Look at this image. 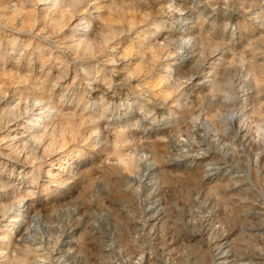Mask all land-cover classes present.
<instances>
[{"label": "rangeland", "instance_id": "obj_1", "mask_svg": "<svg viewBox=\"0 0 264 264\" xmlns=\"http://www.w3.org/2000/svg\"><path fill=\"white\" fill-rule=\"evenodd\" d=\"M66 2L34 0L21 24L15 0H0V190L11 196L0 220L30 202L22 224L2 220L0 236L44 245L69 225L79 231L71 264H213L221 244L226 264H264V3L248 12L252 0ZM117 20L135 25L118 54H150L157 75L191 82L155 99L121 83L126 61L91 59ZM37 113L46 121L32 129ZM11 123L29 136L22 147L5 139ZM90 129L99 133L85 141ZM189 159L195 166L180 163ZM209 164L225 169L211 180ZM39 167L70 174L56 198L65 202L34 194L63 182L40 181ZM156 201L163 214L152 222Z\"/></svg>", "mask_w": 264, "mask_h": 264}, {"label": "clouds", "instance_id": "obj_2", "mask_svg": "<svg viewBox=\"0 0 264 264\" xmlns=\"http://www.w3.org/2000/svg\"><path fill=\"white\" fill-rule=\"evenodd\" d=\"M84 3L85 0H76V3H72L71 0H68V2L64 3L62 6L68 10L73 7L82 6ZM259 3H264V0H252V4L247 8V11L253 12V10L258 7ZM34 8V0H15V3L11 5L13 18L22 24L24 22L22 17L25 15V9L34 11ZM4 10L7 11L8 9ZM35 23L36 21L33 20V24ZM5 26L8 27L10 25ZM134 28L135 25L127 21L117 20L113 25L114 34L105 33L98 43L96 53L90 58L95 60L101 53L112 54L111 58L106 61L110 66H115L126 61L127 65L123 72L121 83L131 84L140 91L150 89L155 99L163 98L165 100H171L172 96L179 91V87L185 86V84L190 83L191 80L189 79L185 81L184 84L177 85V83L170 78H162L157 75L155 67L149 64L150 54H137L135 49L126 55L118 54V41L130 34ZM15 30L22 31L23 29L17 27ZM142 53H150V50L144 49ZM117 74L118 73L113 71L111 76L114 77ZM53 86L58 85L54 83ZM106 87L109 90L113 88V81L111 79L106 82ZM161 93L164 94L163 97ZM123 130L131 131V129ZM98 133L99 129H90L84 132L83 137L85 141H87L93 136L98 135ZM180 163L195 166L196 162L189 159L180 161ZM62 180L63 182L60 184L50 183L48 188H45L43 182H40L37 186H34L32 191L41 198L46 194L49 197V202H65L56 198L62 197L64 193L67 192L71 187L72 178L71 176H65ZM48 189H51V191ZM56 189L59 190L57 191ZM76 194H78V192L68 196L67 200L73 199ZM69 227V225L65 226L64 235L59 241L53 236L50 237L43 246L26 243L23 240H13L9 235L0 236V264H56L58 260H62L63 264H71L69 249L76 247L79 239V231L75 229L69 231ZM53 249H56V251H53Z\"/></svg>", "mask_w": 264, "mask_h": 264}, {"label": "bare ground", "instance_id": "obj_3", "mask_svg": "<svg viewBox=\"0 0 264 264\" xmlns=\"http://www.w3.org/2000/svg\"><path fill=\"white\" fill-rule=\"evenodd\" d=\"M36 117H38V119L34 122H31V125H32V129H38L39 126H41L43 123H45V117H43V115H41L40 113H37L35 114ZM45 115V114H44ZM229 120H232V117H229L228 118ZM25 123V122H24ZM28 124V123H27ZM47 127V126H46ZM24 126H23V123H11L10 126H8L7 129H5V131L3 133H6V136H5V139H7V142H10L12 144H15L17 145L18 147H22L24 145V143H26V141L29 140V136L26 135V130L24 131ZM34 136V135H33ZM1 147V146H0ZM203 159V158H201ZM200 158H197L196 160H201ZM23 165V164H22ZM154 166V165H153ZM28 167V166H27ZM206 168V167H205ZM58 171L60 172H56V174H50L48 171H45L43 173H40L42 170H40V167L38 168V174H42L41 175V180L40 181H43L44 179L43 178H51V179H56L54 178L55 176L57 178H59L60 181H63L62 178L65 177V176H68V174H66V170L65 168L61 169L60 167H57L56 168ZM225 169V167L223 165H220V164H209V167L206 168L205 170V173H206V177L208 179H211V178H214L216 177V175L221 172V170ZM37 171V170H36ZM232 171V170H231ZM70 175V174H69ZM241 178V177H240ZM6 182L8 183V185H6L7 187H9V184H11V180L10 178L9 179H6ZM57 180V179H56ZM212 180V179H211ZM52 181V180H50ZM242 182V181H241ZM13 183V182H12ZM51 183V182H50ZM34 187V186H32ZM4 193V192H3ZM11 199V196L10 194H2V191L0 190V204L2 205L3 202L5 201H10ZM6 203V202H5ZM154 207L151 208L148 212L151 213V221L154 222L156 220H158V218L161 216V214H163V207H162V202L161 201H156L154 203ZM30 202L25 199H23L20 203H19V206L16 207V208H8L5 210L4 212V216H3V219L6 218V216H9V218H11V222L14 224V227L16 226V224H22L23 223V219H25L27 217V214H28V211L30 210ZM9 207V206H8ZM2 219V220H3ZM0 220V228L3 227V221ZM41 221V220H40ZM150 221V223H151ZM3 225V226H2ZM154 225V224H153ZM152 225V226H153ZM8 231V230H7ZM32 240V239H31ZM36 242V240L34 241ZM41 242V241H40ZM39 242V243H40ZM39 243H33V245H42L43 244H39ZM222 245V244H221ZM218 248L219 249V252L216 254V258L213 262V264H226V260L228 259V254H227V249L225 246H221ZM226 245V244H225ZM73 251V250H72ZM107 252L108 251H111V248L106 250ZM110 253V252H109ZM70 254H72L70 252ZM111 257V256H110ZM244 258V257H243ZM61 261V260H60ZM231 262V261H230ZM233 262V261H232ZM234 263V262H233ZM118 264V263H117ZM250 264V263H249ZM252 264V263H251Z\"/></svg>", "mask_w": 264, "mask_h": 264}]
</instances>
